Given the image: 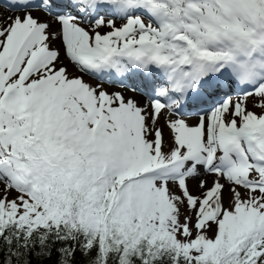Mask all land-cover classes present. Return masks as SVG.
<instances>
[{
    "label": "snow or ice",
    "instance_id": "snow-or-ice-1",
    "mask_svg": "<svg viewBox=\"0 0 264 264\" xmlns=\"http://www.w3.org/2000/svg\"><path fill=\"white\" fill-rule=\"evenodd\" d=\"M0 264H264V0H0Z\"/></svg>",
    "mask_w": 264,
    "mask_h": 264
}]
</instances>
